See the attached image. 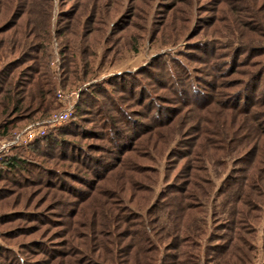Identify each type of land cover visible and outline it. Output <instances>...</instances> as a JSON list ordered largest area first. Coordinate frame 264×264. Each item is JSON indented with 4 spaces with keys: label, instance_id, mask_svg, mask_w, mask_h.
<instances>
[{
    "label": "rangeland",
    "instance_id": "374dc122",
    "mask_svg": "<svg viewBox=\"0 0 264 264\" xmlns=\"http://www.w3.org/2000/svg\"><path fill=\"white\" fill-rule=\"evenodd\" d=\"M6 75L33 105L0 115V160L30 161L0 180V264H114L111 229L154 264H264V0H0Z\"/></svg>",
    "mask_w": 264,
    "mask_h": 264
},
{
    "label": "trees",
    "instance_id": "16d2710c",
    "mask_svg": "<svg viewBox=\"0 0 264 264\" xmlns=\"http://www.w3.org/2000/svg\"><path fill=\"white\" fill-rule=\"evenodd\" d=\"M230 59V58H229ZM188 75H190V78H193L192 80H190L192 82H190V85L193 88L197 87V80L195 78V75H193V71L187 70L185 67L182 68ZM1 80V79H0ZM195 80V81H194ZM261 80V79H260ZM3 83L6 84L7 86H3L2 88V96L0 97V115L1 116H6V115H15L16 113H20V112H26L28 110V108L32 107V103L28 102V104H25L27 101V98H24L23 92L21 90H19V79L17 78H10V75H6L4 79H2ZM260 82V81H259ZM258 82V83H259ZM105 93L107 94V92L105 91ZM112 93V92H111ZM199 95V94H198ZM44 92L39 93L38 97H37V101L38 103H46L44 98ZM151 100V98H149ZM153 105V104H152ZM154 106V105H153ZM107 119L106 120H110V130L113 131V133H115L117 131L116 128H118V126L115 123V120L113 118H111V116H109L108 114H106ZM77 122V120H74ZM2 126V125H1ZM0 126V128H1ZM6 127V126H5ZM8 128H4L3 132L1 134H8ZM1 132V129H0ZM56 132V131H55ZM52 134H55L54 132ZM51 135H47V136H43L40 138V140H37L40 143H46L48 142H53L55 144H57V142H59V133H56V137ZM30 164V161L27 159H24L22 157H20L18 154H9L6 155L3 159L0 160V180L3 177L4 173H8V174H13L17 177L21 176L19 173H21L20 171H23V168H27V165ZM25 176V175H24ZM26 177V176H25ZM182 190H178L177 192H179V194L173 195L172 198H169L167 201V203H169V205L176 207H181L185 202V196L184 194L181 192ZM102 216L106 217H110L112 218L110 213H104ZM94 219V218H93ZM94 225H95V221H94ZM106 227V226H105ZM104 227V229H105ZM110 231V234L108 235L109 238H105L102 241L101 246L96 245L95 247H97V250H100L97 254L99 255V258L101 259V261H103L104 263H114L116 262V264H119V259L121 258V255H123V253H126V251H128V253L132 256V260L130 261L131 264H154L156 262V255L151 254L145 246V242L142 241V243H140L138 246L135 245L134 240H130L127 244H125V246H123V251L121 248V240H117L116 238H114L113 236L115 235V232L113 229L108 230ZM105 233V230H104ZM102 233V234H104ZM74 237L72 236L70 239V244L72 243V246L74 245V247H76L75 245V241L73 239ZM119 239V238H118ZM98 242V241H97ZM145 244V245H144ZM47 246H49V244H46ZM69 245V244H68ZM67 250H61L59 251V253L56 255L55 259L53 262L54 264H82L80 263V258L78 260L74 259L71 255V253H74L75 248L71 249V252L67 254H63V252H65ZM94 252V251H93ZM187 253V252H186ZM87 255L86 257V263L88 261H90V255L88 253H84L83 256ZM130 256V258H131ZM127 257V256H126ZM174 259H176L175 256H173ZM172 258V259H173ZM161 262L158 264H164L163 262V258H161ZM118 261V262H117ZM17 264H25L24 263V258L22 257H17L16 259ZM52 262V264H53ZM85 262H83V264H86ZM122 264V263H121ZM184 264V263H181Z\"/></svg>",
    "mask_w": 264,
    "mask_h": 264
},
{
    "label": "built area",
    "instance_id": "2783aa9c",
    "mask_svg": "<svg viewBox=\"0 0 264 264\" xmlns=\"http://www.w3.org/2000/svg\"><path fill=\"white\" fill-rule=\"evenodd\" d=\"M67 116H68V112L66 111V112H63L61 114L56 115V117H54V119L61 120L63 118H66Z\"/></svg>",
    "mask_w": 264,
    "mask_h": 264
}]
</instances>
